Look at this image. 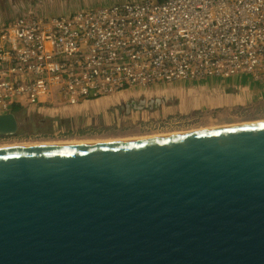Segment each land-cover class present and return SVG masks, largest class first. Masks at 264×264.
Masks as SVG:
<instances>
[{
  "label": "water",
  "instance_id": "obj_1",
  "mask_svg": "<svg viewBox=\"0 0 264 264\" xmlns=\"http://www.w3.org/2000/svg\"><path fill=\"white\" fill-rule=\"evenodd\" d=\"M0 264H264V123L0 150Z\"/></svg>",
  "mask_w": 264,
  "mask_h": 264
},
{
  "label": "built area",
  "instance_id": "obj_2",
  "mask_svg": "<svg viewBox=\"0 0 264 264\" xmlns=\"http://www.w3.org/2000/svg\"><path fill=\"white\" fill-rule=\"evenodd\" d=\"M212 80H246L264 104V0L35 4L0 22V115Z\"/></svg>",
  "mask_w": 264,
  "mask_h": 264
},
{
  "label": "crops",
  "instance_id": "obj_3",
  "mask_svg": "<svg viewBox=\"0 0 264 264\" xmlns=\"http://www.w3.org/2000/svg\"><path fill=\"white\" fill-rule=\"evenodd\" d=\"M212 80L203 83H181L155 91H126L109 98L87 101L77 108L53 106L42 110L32 109L40 120L49 115L52 119L60 118L62 122L82 116V123H115L121 120L146 119L147 115L159 117L161 114L180 113V116L197 112L208 116L233 112L239 107L250 105L251 87L246 80ZM255 105V104H253ZM16 112L20 121V113ZM45 119V118H44ZM114 119H116L114 121Z\"/></svg>",
  "mask_w": 264,
  "mask_h": 264
},
{
  "label": "rangeland",
  "instance_id": "obj_4",
  "mask_svg": "<svg viewBox=\"0 0 264 264\" xmlns=\"http://www.w3.org/2000/svg\"><path fill=\"white\" fill-rule=\"evenodd\" d=\"M68 0H55L42 4L47 13H63L85 7H93L102 4H112L123 0H92L88 5L75 6L73 3L65 4ZM75 1V0H73ZM82 1V0H78ZM91 2V0H85ZM96 1V2H94ZM31 7V6H27ZM23 8V7H22ZM19 8L0 7V22L9 19L13 12ZM21 9V8H20ZM20 115V132L14 137H0V142H21L40 140H67V139H92L93 137H130L155 135L188 129L203 128L208 125H223L235 121L264 119V104H255L236 108L233 112L213 114L208 116L205 113L197 112L192 115L180 116V113H165L159 117L147 115L146 119H126L119 122L107 124H84L82 116L62 122L60 118H51L46 115L43 119L36 117L33 110H23ZM116 119H114L115 121ZM117 121V120H116ZM58 123L59 131L55 132L54 125Z\"/></svg>",
  "mask_w": 264,
  "mask_h": 264
},
{
  "label": "bare ground",
  "instance_id": "obj_5",
  "mask_svg": "<svg viewBox=\"0 0 264 264\" xmlns=\"http://www.w3.org/2000/svg\"><path fill=\"white\" fill-rule=\"evenodd\" d=\"M264 123V119L235 121L223 125H208L198 129H188L169 133H159L155 135L130 136V137H93L92 139H67V140H40V141H21V142H0V150L16 149V148H34V147H50V146H86V145H107L143 142L151 140H163L168 138L179 137L182 135L192 134L201 131L221 129L226 127L245 126L249 124Z\"/></svg>",
  "mask_w": 264,
  "mask_h": 264
},
{
  "label": "flooded vegetation",
  "instance_id": "obj_6",
  "mask_svg": "<svg viewBox=\"0 0 264 264\" xmlns=\"http://www.w3.org/2000/svg\"><path fill=\"white\" fill-rule=\"evenodd\" d=\"M52 1H55V0H0V7H6V8H25L27 6H33L35 4H45V2H52ZM80 2V3H79ZM93 1L91 0V2H88V1H85V0H82V1H78V0H68L67 2H65V4H69V3H73L75 4V6H78L77 4L79 3V6L82 4V5H88V4H91ZM96 2V1H94ZM92 4H96V3H92ZM18 10V9H17ZM16 10V11H17ZM14 11L13 12V15L14 13L16 12ZM13 15H11L10 17H12Z\"/></svg>",
  "mask_w": 264,
  "mask_h": 264
},
{
  "label": "trees",
  "instance_id": "obj_7",
  "mask_svg": "<svg viewBox=\"0 0 264 264\" xmlns=\"http://www.w3.org/2000/svg\"><path fill=\"white\" fill-rule=\"evenodd\" d=\"M19 110H20L19 108H15V112H19Z\"/></svg>",
  "mask_w": 264,
  "mask_h": 264
}]
</instances>
